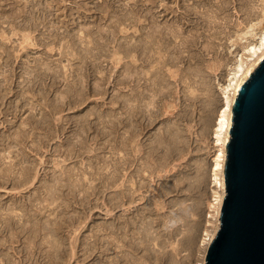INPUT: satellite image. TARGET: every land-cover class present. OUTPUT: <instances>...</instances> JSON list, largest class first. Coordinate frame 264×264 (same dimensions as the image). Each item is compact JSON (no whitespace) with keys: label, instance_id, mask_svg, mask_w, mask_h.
Segmentation results:
<instances>
[{"label":"rangeland","instance_id":"rangeland-1","mask_svg":"<svg viewBox=\"0 0 264 264\" xmlns=\"http://www.w3.org/2000/svg\"><path fill=\"white\" fill-rule=\"evenodd\" d=\"M263 32L264 0H0V264H107L123 253L118 264H202L223 192L224 91ZM132 112L139 130L128 139L117 117ZM121 137L128 180L145 186L123 206ZM145 162L153 171L140 182ZM56 182L69 187L50 206ZM48 218L54 244L37 234ZM113 221L125 242L100 229ZM105 234L119 251L104 254Z\"/></svg>","mask_w":264,"mask_h":264},{"label":"water","instance_id":"water-1","mask_svg":"<svg viewBox=\"0 0 264 264\" xmlns=\"http://www.w3.org/2000/svg\"><path fill=\"white\" fill-rule=\"evenodd\" d=\"M232 109L221 225L205 264H264V59Z\"/></svg>","mask_w":264,"mask_h":264},{"label":"bare ground","instance_id":"bare-ground-1","mask_svg":"<svg viewBox=\"0 0 264 264\" xmlns=\"http://www.w3.org/2000/svg\"><path fill=\"white\" fill-rule=\"evenodd\" d=\"M154 12V11H153ZM155 31V30H154ZM155 34V33H154ZM154 36V35H153ZM138 38V37H137ZM140 38V37H139ZM143 39H144V37H142ZM141 38V39H142ZM148 38V37H147ZM157 38V37H156ZM164 38V37H163ZM142 39V40H143ZM148 39H150V37L148 38ZM135 43H137V47L138 46H141V44L139 45L138 43H140L139 41H140V39H139V41H137V39L135 38ZM141 40V42L142 43H144L143 41ZM151 41H154V40H152L151 39ZM150 41V42H151ZM168 42V41H167ZM146 43H148V41H146ZM150 44H152V43H150ZM154 44V43H153ZM157 44V43H156ZM147 45V44H146ZM149 45V44H148ZM143 46V45H142ZM152 46V45H151ZM150 46V47H151ZM134 47H136V46H134ZM136 47V48H137ZM159 47V46H158ZM136 48H135V51H136ZM141 48V47H140ZM140 48H138V49H140ZM143 48L144 47H142L141 49H142V51H144L143 50ZM145 48H147L146 46H145ZM156 49H158V48H156ZM155 49V50H156ZM148 50V49H147ZM165 50V49H164ZM139 51V50H138ZM141 51V52H142ZM148 51H150V48H149V50ZM160 51V50H159ZM140 52V51H139ZM145 52V51H144ZM143 53V52H142ZM148 53V52H147ZM156 53V52H155ZM154 53V54H155ZM136 54V53H135ZM134 54V55H135ZM139 54H141V53H139ZM160 54V53H159ZM141 55H144V54H141ZM147 55V54H146ZM145 55V56H146ZM153 55V54H152ZM136 56V55H135ZM134 57V56H133ZM141 57V56H140ZM137 58H139V57H137ZM142 58V57H141ZM150 58V60H151V56L149 57ZM149 58H147V59H145L143 62H149L148 61V59ZM154 58V57H153ZM142 59H144V58H142ZM142 59H141V61H142ZM264 59V32L262 33V35L260 36V38H259V40L257 41V42H255V43H251V44H249V45H247V46H245L244 47V49H243V52H241V54H240V56L238 57V59H237V61H235L236 63H235V65L233 66V68H232V70L230 71V76H229V82H227V86H226V90L224 91L225 92V102H224V105H223V108H222V110H221V113H220V115H219V117H220V120H219V122H218V124H219V128H220V130H222L223 132V136L221 137H219V140H221V144H222V149L220 150L221 152H220V154L218 155V157H217V163H216V166L217 167H220L221 168V171H222V183H221V185H222V187H223V192H222V194L220 195L221 196V198H220V205L218 206V214H219V223H218V225L215 227L216 229H215V231L211 234V236H210V238H209V240H208V248H209V245H210V243L212 242V240L215 238V236H216V234H217V232H218V230H219V228H220V213H221V208H222V205H223V201H224V197H225V195H226V183H225V168H226V163H227V145H228V142L230 141V137H231V133H230V130H231V127H232V124H233V106H234V104H235V101H236V99H237V97H238V95H239V93H240V90H241V88H242V85L248 80V78L250 77V74L251 73H253L255 70H256V68L261 64V61ZM136 60H138V59H136ZM140 60V59H139ZM140 61V62H141ZM154 62V61H153ZM157 62V61H156ZM150 63V62H149ZM143 64V63H142ZM141 64V65H142ZM148 64V63H147ZM159 65V64H158ZM144 66V65H143ZM144 67H146V66H144ZM148 67V66H147ZM151 67V66H150ZM136 69V68H135ZM160 69H162L161 67H160ZM146 70V69H145ZM146 72V71H145ZM157 72V71H156ZM140 73V72H139ZM164 73V72H163ZM159 74H161V73H159ZM138 75V74H137ZM140 75H141V73H140ZM161 75H163V74H161ZM148 77V76H147ZM136 78V77H135ZM139 78V77H138ZM142 78V77H141ZM156 78V77H155ZM161 78V77H160ZM139 80V79H138ZM153 80V79H152ZM161 80V79H160ZM144 81V80H143ZM162 81V80H161ZM164 81V80H163ZM152 83V82H151ZM137 84V83H136ZM140 84V83H139ZM152 85H154V84H152ZM139 86V85H138ZM137 86V87H138ZM147 86V85H146ZM134 87V86H133ZM136 86H135V88H137ZM139 87H141V86H139ZM138 87V90H136V91H138L137 93L139 94V88ZM144 87V86H143ZM142 87V88H143ZM151 88V87H150ZM145 89V88H144ZM225 89V88H224ZM143 90V89H142ZM148 90V89H147ZM146 90H144L143 92H145ZM153 91V90H152ZM157 91V90H156ZM160 91V90H159ZM162 91V90H161ZM134 92V91H133ZM150 92V91H149ZM126 93V92H125ZM147 93V92H146ZM127 94V93H126ZM129 94V93H128ZM146 95V94H145ZM148 95V94H147ZM154 95V94H153ZM156 95V94H155ZM158 95V94H157ZM164 95V94H163ZM162 95V96H163ZM120 96V95H119ZM133 96H135V95H133ZM162 96H159V97H162ZM124 97V96H123ZM127 97H129V96H127ZM137 97V96H136ZM143 97V96H142ZM151 97H153V96H151ZM150 97V98H151ZM120 98H122V97H120ZM138 99L139 98H141V97H137ZM149 98V99H150ZM124 99V98H123ZM126 99H128V100H130L131 101V99L132 98H125L124 100L126 101V103H125V101H124V103L125 104H127V100ZM143 99V98H142ZM141 99V100H142ZM146 99V98H145ZM155 99V98H154ZM133 100H134V97H133ZM147 100V99H146ZM145 100V101H146ZM122 101V100H121ZM120 101V102H121ZM129 101V102H130ZM134 101H136V99L134 100ZM139 101V100H138ZM148 101V100H147ZM133 102V101H132ZM131 102V103H132ZM139 102H141V101H139ZM138 102V103H139ZM149 102V101H148ZM147 102V103H148ZM152 102V101H151ZM154 102V101H153ZM146 103V104H147ZM156 103H158V102H156ZM129 104V103H128ZM150 104V103H149ZM148 104V105H149ZM153 104V103H152ZM121 106H118V107H120V109H121V107H124V104H120ZM135 105V104H134ZM132 106V105H131ZM141 106V105H140ZM145 106V105H144ZM147 106V105H146ZM128 107V106H127ZM126 106H125V110H126V108H127ZM130 107V106H129ZM128 107V108H129ZM137 107H138V105H137ZM143 107V106H142ZM156 107V106H155ZM131 108V107H130ZM136 108V107H135ZM135 108L133 107V112L135 111ZM132 109V108H131ZM137 109V108H136ZM145 109V108H144ZM118 110V109H117ZM129 110V109H128ZM127 110V111H128ZM141 110H142V108H141ZM157 110V109H156ZM159 110V109H158ZM157 110V111H158ZM121 111V110H120ZM119 111V112H120ZM123 111V110H122ZM126 111V112H127ZM154 111V110H153ZM156 111V112H157ZM131 112V111H130ZM132 112V114L130 115H128L127 116V113H126V116L127 117H117V119H119V121H118V123L120 124L119 126H120V128L121 129H124L122 132H121V136H123V137H126V138H131L132 136H134L136 133L135 132H137L139 129L138 128H136V125L138 126V124L137 123H135L134 124V122H137L136 121V118L138 119V116H137V114H134ZM136 112V111H135ZM141 112V111H140ZM149 112V111H148ZM129 113V112H128ZM147 113V112H146ZM121 114V113H120ZM124 114H125V112H124ZM118 116V115H117ZM120 116V115H119ZM141 116V115H140ZM139 116V117H140ZM148 116H150V115H148ZM142 117V116H141ZM140 117V118H141ZM125 118H127L126 119V122H124L125 121ZM150 118V117H149ZM154 118V117H153ZM148 119V118H147ZM139 120V119H138ZM146 123V122H145ZM127 127L126 129L124 128V127ZM147 129V128H146ZM164 132V131H163ZM120 133V132H119ZM160 133V132H159ZM166 133V132H165ZM116 134V133H115ZM157 134V133H156ZM161 135V134H160ZM166 135V134H165ZM141 136V135H140ZM152 136V135H151ZM126 138H124V139H126ZM133 138V137H132ZM135 138H137L136 136H135ZM135 138H134V140H135ZM154 138V137H153ZM121 139H122V137H121ZM124 139H122V144L120 145V157L118 158L119 159V173H117V176H118V174H119V178H117V179H120V181H119V183H118V185H116L118 188V194H117V204L119 205V206H123V205H125V203H126V198H130L129 197V194L131 195V196H133V194H135L137 191L139 192V188H141L142 189V187L144 186L143 185V183H142V186L139 184V183H137V182H139V181H136L137 179H135V181L136 182H134L133 181V178H132V180H128V177H127V174H126V171L127 170H124V169H126V164H129V160H131V158L132 157H130L129 156V154H128V152H125L126 150H125V148H124ZM127 140V139H126ZM138 140V139H137ZM161 140V139H160ZM160 140H159V142H160ZM132 141V140H131ZM152 141V140H151ZM165 141V140H164ZM120 142V141H119ZM127 142V141H126ZM140 142V141H139ZM144 142V141H143ZM148 142V141H147ZM155 142V141H154ZM151 142H149V144H150ZM161 143V142H160ZM163 143V142H162ZM117 144V143H116ZM119 144V143H118ZM154 144V143H153ZM152 144V145H153ZM157 144V143H156ZM161 145V144H160ZM139 146V144L136 146V149H137V147ZM142 146V145H141ZM149 146V145H148ZM168 146V145H167ZM128 147V146H127ZM118 148V147H117ZM123 148H124V150H123ZM139 148V147H138ZM147 148V147H146ZM155 148V147H154ZM128 149V148H127ZM132 149H134V148H132ZM135 149V150H136ZM145 149V148H144ZM148 149H149V147H148ZM152 149V148H151ZM140 150H141V148L139 149V152H140ZM170 150V149H169ZM119 151V150H118ZM131 151V150H130ZM138 151V150H137ZM148 151V150H147ZM155 151H158V150H155ZM151 152V151H150ZM169 152V151H168ZM147 153V152H146ZM162 153V152H161ZM164 153V152H163ZM137 154L138 155H136V152H135V154H133V155H131V156H133L134 158H136L137 156H140L139 155V153L137 152ZM145 154V153H144ZM154 154V153H153ZM157 154H159V153H157ZM168 154V153H167ZM164 155V154H163ZM162 154H161V156H163ZM161 156H159V157H161ZM159 157H158V159H159ZM166 157V156H165ZM168 157V156H167ZM138 158H140V157H138ZM137 158V159H138ZM153 158V157H152ZM162 158V157H161ZM158 159H156V160H154V162L155 161H157ZM166 159V158H165ZM147 160V159H146ZM151 160V159H150ZM163 159H161L160 161H162ZM164 162H166L167 161V159H166V161L165 160H163ZM170 161V160H169ZM118 162V161H117ZM133 162V161H132ZM143 162V161H142ZM137 163V162H136ZM148 163V162H147ZM146 162H145V165L143 166V165H139L140 166V168H137V170L135 171L136 173H138V175L140 176V182H143L142 181V179H143V177H141V176H143V174L142 175H140V173L142 172V170H146L147 169V171H148V174H149V176H150V172L151 171H153V169H152V166H150V165H148ZM160 163H163V162H160ZM117 164V163H116ZM153 164V163H152ZM155 164V163H154ZM153 164V168H155V170H157L156 169V167H155V165ZM136 165V164H135ZM158 165V164H157ZM160 165H163V164H159V169L161 168V166ZM138 166V165H137ZM165 168V167H164ZM148 169H150V170H148ZM162 170V169H161ZM125 171V172H124ZM22 172H24V171H22ZM27 172V171H26ZM116 172H118V171H116ZM131 172V171H130ZM146 172V171H145ZM158 172V171H157ZM25 173V172H24ZM24 173H22V174H24ZM32 173V172H31ZM22 174L20 173V175L22 176ZM129 174H131V173H128V175ZM159 174V173H158ZM20 175H19V177H20ZM132 175V174H131ZM136 175V174H135ZM146 174H144V176H145ZM18 176V175H17ZM138 176V177H139ZM18 177V178H19ZM23 177V176H22ZM137 177V178H138ZM146 177V176H145ZM142 178V179H141ZM148 178V177H147ZM147 178H146V180H147ZM23 179V181H25V180H28V179H30V174L27 172V173H25L24 174V177L22 178ZM22 179H20V181H22ZM64 180V179H63ZM144 180V179H143ZM130 181V183H128ZM146 182V181H145ZM145 182H144V184H145ZM56 183H58V182H56ZM60 183V182H59ZM59 183L57 184V187L55 188V184H53L54 185V188H55V191H53L52 189H48V193H49V195L46 197V198H44L43 197V199L44 200H46V202L47 203H49V205L51 206V205H53L55 202H57L56 200H57V198H59V197H61L62 198V196L60 195L61 193V191L63 190V189H61L60 187H63V185H65V184H67V182L66 183H63L62 184V186H59L58 187V185H59ZM128 183V184H127ZM68 184H69V182H68ZM67 184V185H68ZM147 184V183H146ZM52 185V186H53ZM66 185V186H67ZM80 184H78V186H79ZM135 185V186H134ZM51 186V185H50ZM51 186V187H52ZM132 186V187H131ZM134 186V187H133ZM147 186V185H146ZM65 187V186H64ZM68 187H69V185H68ZM145 187V186H144ZM131 189H132V191H131ZM52 190V191H51ZM50 191V192H49ZM68 190H67V187H66V192H67ZM117 191V190H116ZM141 192V191H140ZM47 193V192H46ZM47 193V194H48ZM70 193V192H69ZM46 194V195H47ZM139 194V193H138ZM66 195V194H65ZM69 194L67 193V195L66 196H68ZM137 195V194H136ZM63 196H64V193H63ZM69 199H70V197H68ZM66 199H67V197H66ZM115 199H116V197H115ZM43 201V200H42ZM63 201H64V198H63ZM67 201V200H66ZM69 201V200H68ZM61 202H62V199H61ZM65 202V201H64ZM63 202V203H64ZM125 202V203H124ZM135 202V201H134ZM43 203V202H42ZM69 203H70V201H69ZM45 204V203H44ZM43 204V205H44ZM59 204V203H58ZM61 204V203H60ZM116 204V203H115ZM46 205V204H45ZM55 205V204H54ZM53 205V206H54ZM62 205H64V206H66V205H68V202H67V204H66V202H65V204H62ZM70 205V204H69ZM68 205V206H69ZM131 205V204H130ZM48 206V205H47ZM52 206V207H53ZM56 206V205H55ZM128 206H129V204H128ZM51 207V208H52ZM50 208V209H51ZM50 209H48V210H50ZM62 209V208H61ZM64 209H66V208H64ZM65 211V210H64ZM39 212V211H38ZM41 213H42V211H41ZM40 212L37 214V215H39V214H41ZM35 214V213H34ZM10 216H11V214H10ZM8 217V213H7V216H6V218H4V219H7V217L10 219L11 217ZM15 216V215H14ZM17 216H19V215H17ZM17 216H15V217H17ZM34 216V215H33ZM33 216H31V217H33ZM128 216V215H127ZM14 217V218H15ZM35 217V216H34ZM113 217V216H112ZM12 218H13V216H12ZM21 218V217H20ZM20 218L19 219H16L14 222H16V221H18V222H20ZM68 218V217H67ZM120 218V217H119ZM118 218V219H119ZM25 219V218H24ZM64 219L66 220V216L64 217ZM69 219V218H68ZM128 219V218H127ZM136 219V218H135ZM8 220V219H7ZM120 220V219H119ZM130 220V219H129ZM132 220V219H131ZM6 221V220H5ZM13 221V220H12ZM67 221H70V220H67ZM110 220H108V222H109ZM116 221V220H115ZM126 221V220H125ZM124 221V222H125ZM10 221L8 220V223H9ZM17 222V223H18ZM106 222H107V220H106ZM106 222H104V225L102 224L101 226H100V229H101V227H102V229L101 230H103L104 232H106V234L109 232V234H110V232L112 231V236L114 237V240H117L116 242H121V240L123 241V242H125L124 241V238H125V236H122L120 233H118V230H121L122 232H123V230H124V227L125 226H123V227H118L117 225H115V222H114V224L113 223H109L108 225H106L105 223ZM127 222H129V221H127ZM133 222V224L135 223L134 221H132ZM131 222V223H132ZM67 222H65V224H63L62 225V228H64V226L66 225V226H68L67 224H66ZM146 223V222H145ZM6 224H7V221H6ZM5 224V226L6 227H8L7 225ZM16 224V223H15ZM50 226V224H52V219L51 218H48V220L46 221V222H44L43 223V225L42 226H40L41 228L39 229V232L37 233L38 234V236H39V234H41V235H43L42 233H44V235L46 236V240L47 241H49L51 244H54V243H52V241H54V240H56L55 238H57V240H59L58 239V237H57V232L59 231H56V229H53L52 228V226H48V225ZM71 223H69V225H70ZM122 224H124V223H122ZM133 224H131V225H133ZM148 224V223H147ZM11 225H13V224H11ZM127 225V224H126ZM130 225V223H129V226H131ZM135 225V224H134ZM137 225H138V223H137ZM136 225V226H137ZM143 225V224H142ZM146 225V224H145ZM144 225V226H145ZM60 226V225H59ZM58 226V227H59ZM117 226V227H116ZM144 226H143V228H144ZM149 226V225H148ZM151 226V225H150ZM10 227V226H9ZM57 227V228H58ZM61 227V226H60ZM129 227H127V229H128ZM140 227H138L137 228V230L139 229ZM145 228H147V227H145ZM59 229V228H58ZM125 229H126V227H125ZM25 230H26V228H25ZM140 230V229H139ZM138 230V231H139ZM127 231H129V230H127ZM138 231H134V233H137ZM32 232V231H31ZM126 233V232H125ZM133 233V232H132ZM104 234V233H103ZM102 234V235H103ZM105 234V235H106ZM104 235V236H105ZM124 235V234H123ZM134 235V234H133ZM36 236V235H35ZM63 236V235H62ZM107 236V235H106ZM106 236H105V239L103 238V242H105L106 244H105V246H104V254H108L109 252H111V249L114 247V243H115V241L113 240H111L112 238H108V236H107V238H106ZM110 236V235H109ZM122 236V237H121ZM127 236V235H126ZM131 237H132V234L130 235ZM135 237H136V235H134ZM51 240H50V239ZM60 238V237H59ZM128 238H129V236H128ZM100 239V238H99ZM131 239V238H130ZM135 239V238H134ZM140 239V238H139ZM138 239V240H139ZM56 240V241H57ZM142 240V239H141ZM101 241V240H100ZM59 242H61V243H64L65 244V238L64 237H61V241H59ZM114 242V243H113ZM129 242V241H128ZM60 243V244H61ZM133 243V242H132ZM131 243V244H132ZM101 244V243H100ZM140 244V243H139ZM118 248L120 249V248H122L123 247V245H125V244H119L118 243ZM136 244H134V246H135ZM137 245H138V243H137ZM54 246V245H53ZM60 246H62V245H60ZM127 246H129V243L127 244ZM140 246V245H139ZM146 246V245H145ZM34 247V246H33ZM51 247V246H50ZM57 247V246H56ZM59 247V246H58ZM63 247V252L65 251L66 252V250H64V246H62ZM130 247V246H129ZM131 247H133V246H131ZM142 247V246H141ZM54 248V247H53ZM52 248V249H53ZM102 248V247H101ZM115 248V247H114ZM31 249H33V248H31ZM58 249V248H57ZM56 249V254L57 255H60V257L62 256V251L60 250V248H59V250H57ZM115 249H117V247L115 248ZM123 250H124V247L122 248ZM143 249V248H142ZM118 250V249H117ZM0 251H1V249H0ZM115 251V250H114ZM119 251V250H118ZM134 251H135V249H134ZM138 250H136V252H137ZM3 252V251H2ZM31 252H32V250H31ZM64 252V253H65ZM51 253V252H50ZM54 253V252H53ZM64 253H63V255H64ZM103 253V252H102ZM126 253V252H125ZM128 254V253H127ZM134 254V253H133ZM132 254V255H133ZM4 255V254H3ZM109 255V254H108ZM107 255V256H108ZM123 255H124V253H123ZM122 255V256H123ZM1 256V255H0ZM121 255H117L116 254V257H115V255H114V257H110L111 259V262H109V263H107V264H118L119 263V258H121L122 257ZM126 256V254L124 255V257ZM131 256V255H130ZM126 257H128V256H126ZM62 258V257H61ZM131 258H132V256H131ZM60 259V258H59ZM108 259H109V257H108ZM107 258H106V260H108ZM109 260V261H110ZM122 260V259H121ZM125 260V259H124ZM129 260V259H128ZM122 262V261H121ZM131 262V261H130ZM205 262H206V259L204 260V262L202 263V264H205ZM127 263V262H126ZM7 264H11V263H7ZM106 264V263H105Z\"/></svg>","mask_w":264,"mask_h":264}]
</instances>
